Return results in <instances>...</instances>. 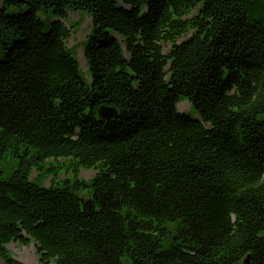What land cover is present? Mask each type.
Masks as SVG:
<instances>
[{"label": "trees", "instance_id": "1", "mask_svg": "<svg viewBox=\"0 0 264 264\" xmlns=\"http://www.w3.org/2000/svg\"><path fill=\"white\" fill-rule=\"evenodd\" d=\"M16 242L39 264H264V0H0L1 264Z\"/></svg>", "mask_w": 264, "mask_h": 264}, {"label": "rangeland", "instance_id": "2", "mask_svg": "<svg viewBox=\"0 0 264 264\" xmlns=\"http://www.w3.org/2000/svg\"><path fill=\"white\" fill-rule=\"evenodd\" d=\"M68 23L73 26L71 36L67 40L66 45L67 49L71 53V55L76 58V60L79 63L80 68L82 69V72H85V64L83 59V54L81 50V44L85 40L87 34L89 33L90 28V19L83 15H78L74 13L68 14ZM168 45L163 47L164 53L167 52ZM177 110L178 112H185L186 114H189L192 118H195V114L193 112H189V103L186 102V100H180V102L177 104ZM14 168V163L10 158H7L4 161V164L2 165V178L7 179V177L11 173V169ZM95 175L94 170H80L79 171V178L84 181L88 182L91 178H93ZM36 175L32 173V178H35ZM55 177V178H54ZM65 177H68V175L65 173V171L62 169L61 173L57 172L55 176H51L49 178H46L42 184L44 187H48L52 182L55 181H62ZM90 189L83 190L79 195L82 200H88L90 199ZM180 227V226H179ZM167 230L169 235L167 238L162 239L161 245L163 249H167L170 240H172V236L175 234L178 226L176 222L170 223L167 225ZM7 251L9 252L10 256L16 260L17 262L21 264H39L38 262V256L36 255V250L34 247V244L31 243L29 246H24L20 243H10L7 245ZM1 264V263H0Z\"/></svg>", "mask_w": 264, "mask_h": 264}, {"label": "water", "instance_id": "3", "mask_svg": "<svg viewBox=\"0 0 264 264\" xmlns=\"http://www.w3.org/2000/svg\"><path fill=\"white\" fill-rule=\"evenodd\" d=\"M116 110L114 108H109L105 106H101L97 110V117L101 121H110L116 118ZM243 264H248V257H246L245 261Z\"/></svg>", "mask_w": 264, "mask_h": 264}]
</instances>
